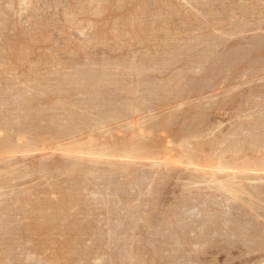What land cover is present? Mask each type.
Listing matches in <instances>:
<instances>
[{
    "label": "rangeland",
    "instance_id": "rangeland-1",
    "mask_svg": "<svg viewBox=\"0 0 264 264\" xmlns=\"http://www.w3.org/2000/svg\"><path fill=\"white\" fill-rule=\"evenodd\" d=\"M259 43L264 0H0V264H264Z\"/></svg>",
    "mask_w": 264,
    "mask_h": 264
},
{
    "label": "bare ground",
    "instance_id": "bare-ground-1",
    "mask_svg": "<svg viewBox=\"0 0 264 264\" xmlns=\"http://www.w3.org/2000/svg\"><path fill=\"white\" fill-rule=\"evenodd\" d=\"M259 44L261 45V43H259ZM262 45H264V44H262ZM262 45H261V46H262ZM258 46H259V45H258ZM261 46H260V49L263 47V46H262V47H261ZM256 47H257V46H256ZM257 49H259V47H258ZM260 49H259V50H260ZM259 52L261 53V51H259ZM259 52H258V53H259ZM263 54H264V53H263ZM256 55H257V54H256ZM259 55H260V54H259ZM263 56H264V55H263ZM256 57L258 58V56H255V58H256ZM259 58H260V57H259ZM259 58H258V59H259ZM252 59H254V56H253ZM260 60H261V58H260ZM263 60H264V57H263ZM6 144H7V143H6ZM6 144H5V145H6Z\"/></svg>",
    "mask_w": 264,
    "mask_h": 264
}]
</instances>
